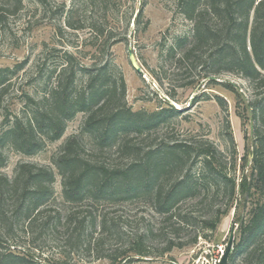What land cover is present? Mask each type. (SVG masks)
<instances>
[{
    "label": "trees",
    "instance_id": "16d2710c",
    "mask_svg": "<svg viewBox=\"0 0 264 264\" xmlns=\"http://www.w3.org/2000/svg\"><path fill=\"white\" fill-rule=\"evenodd\" d=\"M37 1L44 3L45 0ZM180 6L193 22L192 39L182 38L177 43L190 46L186 55L212 42L214 55L223 64L224 71L240 72L256 89L264 86V0H181ZM23 8L24 0L0 3V23ZM60 13H65L64 25L57 26V36L65 29L84 28L73 21L75 6L66 10L62 5ZM211 15H214L212 20L208 18ZM141 17L142 10H139L136 24H140ZM90 28L97 36L102 31L96 24ZM43 55L42 95L37 98L22 92L28 107L23 114H14L3 102L13 76L26 62L12 69H0V168L5 166L3 146L9 144L23 154H36L47 140L61 139L67 122L76 114L82 112L86 118L83 132L71 135L53 156L62 179L65 207L54 203L56 177L51 167L22 161L12 177L0 172V223L7 224V230L0 235V246L4 238H14L20 228L33 243L23 245L13 241L7 253L0 251V264H59L37 251L34 243L49 237L61 242L60 233L68 246L88 251L98 249L106 230L112 227L107 215L97 213L100 203L116 205L146 195L153 199L157 213L170 220L184 218L186 213L179 211V204L186 198L196 199L201 192L205 193L201 200H209L210 212L204 219L208 228H215L222 215L233 207L246 211L245 217L238 216L239 237L234 251L244 254L246 262L264 264V95L238 111L242 120L255 124L253 132L250 129L248 134L252 144L241 158L242 175L238 181L236 174L226 171L217 148L211 144L166 142L138 156L140 151L129 136L159 127L173 113L182 110L168 103L169 108L153 112L133 111L125 104L124 76L116 74L109 61L87 64L69 48L58 49L47 43ZM224 84L242 97L237 87ZM243 101L246 102L244 98ZM84 133L94 140L95 150L115 149L128 162L121 166L94 159L86 153ZM199 160L212 181L209 178L194 181L189 172L175 180L171 178V173L181 165L196 164ZM220 195L224 196L225 203L216 205ZM85 202L90 206L82 209ZM153 234L154 229L146 227L133 234L122 252L97 258L107 256L111 264H131L136 259L149 257L152 253L147 243ZM196 241L194 238L191 242ZM184 245L170 241L160 255ZM64 253L61 251L62 256ZM233 258L231 254L230 259Z\"/></svg>",
    "mask_w": 264,
    "mask_h": 264
},
{
    "label": "rangeland",
    "instance_id": "374dc122",
    "mask_svg": "<svg viewBox=\"0 0 264 264\" xmlns=\"http://www.w3.org/2000/svg\"><path fill=\"white\" fill-rule=\"evenodd\" d=\"M4 1L0 0V3ZM180 3L181 0H45L44 3L24 0L23 9L9 14L0 23V69H12L26 62L23 69L13 76L3 105L10 106L14 114H23L28 107L24 96H21L22 92L37 98L42 95L45 43L58 49L69 48L87 64L109 61L115 73L124 76L127 86L125 104L133 111L153 112L169 108L168 103L182 110L173 113L159 127L129 136L140 151L138 156H143L150 147L166 142L211 144L217 148L226 171L236 174L239 181L243 164L241 158L252 144L248 134L250 129L253 132L255 124L242 120L238 111L250 101L261 99L264 86L256 89L240 72L224 71L223 64L214 55L212 42L186 55L190 46L185 42L177 43L182 38L192 39L193 22L184 15ZM62 5L66 10L75 6L73 21L76 26L84 28L65 29L59 36L56 35L57 26L64 25L65 13H60ZM139 10H142V17L140 24H136L135 17ZM208 18L212 20L214 15ZM92 24L101 28L99 36L91 30ZM224 83L237 87L242 97H238ZM85 118L82 112L76 114L67 122L63 137L56 141L47 140L36 154H23L9 144L3 146L5 166L0 168V172L12 177L16 166L22 161L51 167L56 177L54 188L57 200L54 203L65 207L61 195L62 179L53 156L71 135L83 132ZM83 140L88 145L86 153L94 159L107 164L119 163L121 166L128 162L127 157L119 155L115 149L95 150L94 140L88 133H84ZM248 165L251 166V161ZM188 172L194 181L209 178L200 160L196 164L189 162L181 165L171 173V178L175 180ZM209 179L212 181V178ZM201 193L196 199L186 198L179 204V211L186 213L184 218L170 220L157 213L153 199L146 195L116 205L100 203L97 213L107 215L112 227L106 230L101 245L95 250L68 246L63 233H60L61 242L49 237L35 241L34 247L59 264H111L107 256H97L122 252L124 244L134 233L149 227L154 229L147 243V249L152 254L131 264H196L199 258L220 257L222 250L225 253L230 235L234 232L235 241L231 251L234 258L230 259V254L228 264H252L253 260L246 262L244 254L234 251L239 237L238 216L245 217L246 211L240 212V209L233 207L222 215L215 228H208L204 219L210 212L209 200H201L205 194ZM215 203H225L224 196L220 195ZM89 206V202H85L81 207L85 209ZM5 230L7 224L0 223V235ZM194 238L197 241L192 243ZM3 241L0 246L3 253L10 250L13 241L23 245L32 243L21 228L14 238H4ZM170 241L185 245L176 246L160 255ZM61 251H65L64 256Z\"/></svg>",
    "mask_w": 264,
    "mask_h": 264
},
{
    "label": "water",
    "instance_id": "95a60500",
    "mask_svg": "<svg viewBox=\"0 0 264 264\" xmlns=\"http://www.w3.org/2000/svg\"><path fill=\"white\" fill-rule=\"evenodd\" d=\"M137 69L139 72H141L140 68H137ZM234 239H235V235H234V232H232L230 235L229 243H228L227 248L225 250V253L222 257L221 264H228L229 255H230V252H231L233 245H234Z\"/></svg>",
    "mask_w": 264,
    "mask_h": 264
},
{
    "label": "built area",
    "instance_id": "2783aa9c",
    "mask_svg": "<svg viewBox=\"0 0 264 264\" xmlns=\"http://www.w3.org/2000/svg\"><path fill=\"white\" fill-rule=\"evenodd\" d=\"M224 255V250H222V255L218 256H211L210 258L204 257L203 259L199 258L196 264H221L222 257Z\"/></svg>",
    "mask_w": 264,
    "mask_h": 264
}]
</instances>
